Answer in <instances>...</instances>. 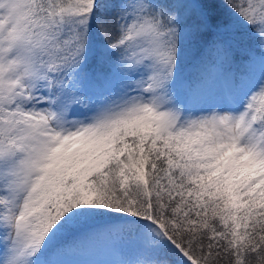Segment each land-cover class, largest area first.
Listing matches in <instances>:
<instances>
[{"label":"snow or ice","instance_id":"obj_1","mask_svg":"<svg viewBox=\"0 0 264 264\" xmlns=\"http://www.w3.org/2000/svg\"><path fill=\"white\" fill-rule=\"evenodd\" d=\"M264 264V0H0V264Z\"/></svg>","mask_w":264,"mask_h":264},{"label":"rangeland","instance_id":"obj_2","mask_svg":"<svg viewBox=\"0 0 264 264\" xmlns=\"http://www.w3.org/2000/svg\"><path fill=\"white\" fill-rule=\"evenodd\" d=\"M70 259L79 262V264H102V262L110 259V257L107 255L105 243H102L101 246L98 247V251H93L80 256L71 257Z\"/></svg>","mask_w":264,"mask_h":264},{"label":"trees","instance_id":"obj_3","mask_svg":"<svg viewBox=\"0 0 264 264\" xmlns=\"http://www.w3.org/2000/svg\"><path fill=\"white\" fill-rule=\"evenodd\" d=\"M102 243H104V242H101V241H100V242H98V247H99V246H101V244H102Z\"/></svg>","mask_w":264,"mask_h":264}]
</instances>
